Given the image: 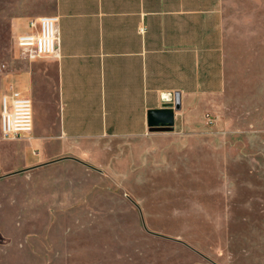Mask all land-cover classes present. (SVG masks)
<instances>
[{"label": "rangeland", "instance_id": "rangeland-1", "mask_svg": "<svg viewBox=\"0 0 264 264\" xmlns=\"http://www.w3.org/2000/svg\"><path fill=\"white\" fill-rule=\"evenodd\" d=\"M223 4L226 88L202 128L64 151L56 67L22 58L13 25L53 0H0V97L24 72L44 94L35 149L0 132V264H264V0Z\"/></svg>", "mask_w": 264, "mask_h": 264}, {"label": "crops", "instance_id": "crops-1", "mask_svg": "<svg viewBox=\"0 0 264 264\" xmlns=\"http://www.w3.org/2000/svg\"><path fill=\"white\" fill-rule=\"evenodd\" d=\"M223 7V0H53L46 12L14 19L18 35L34 17L59 18L61 58L28 61L56 67L64 151L107 136H147L149 112L177 92L176 128H202L203 113L226 88ZM11 86L43 105L31 73ZM32 133L21 138L29 141L25 154L38 146Z\"/></svg>", "mask_w": 264, "mask_h": 264}, {"label": "built area", "instance_id": "built-area-1", "mask_svg": "<svg viewBox=\"0 0 264 264\" xmlns=\"http://www.w3.org/2000/svg\"><path fill=\"white\" fill-rule=\"evenodd\" d=\"M56 16L34 17L29 31L16 37L25 60L61 58V41ZM34 105L22 91L9 87L0 97V132L4 140H19L34 130Z\"/></svg>", "mask_w": 264, "mask_h": 264}, {"label": "water", "instance_id": "water-1", "mask_svg": "<svg viewBox=\"0 0 264 264\" xmlns=\"http://www.w3.org/2000/svg\"><path fill=\"white\" fill-rule=\"evenodd\" d=\"M169 100L163 97V105L160 110H152L149 112V126L150 131H159L164 129H173L176 122L175 112L181 110L182 100L180 93L175 95H167Z\"/></svg>", "mask_w": 264, "mask_h": 264}, {"label": "clouds", "instance_id": "clouds-1", "mask_svg": "<svg viewBox=\"0 0 264 264\" xmlns=\"http://www.w3.org/2000/svg\"><path fill=\"white\" fill-rule=\"evenodd\" d=\"M164 99H165V100H169L170 97H169V96H165Z\"/></svg>", "mask_w": 264, "mask_h": 264}]
</instances>
